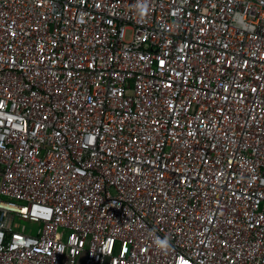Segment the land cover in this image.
<instances>
[{
	"label": "built area",
	"instance_id": "1",
	"mask_svg": "<svg viewBox=\"0 0 264 264\" xmlns=\"http://www.w3.org/2000/svg\"><path fill=\"white\" fill-rule=\"evenodd\" d=\"M81 258L264 264V0H0V264Z\"/></svg>",
	"mask_w": 264,
	"mask_h": 264
},
{
	"label": "rangeland",
	"instance_id": "2",
	"mask_svg": "<svg viewBox=\"0 0 264 264\" xmlns=\"http://www.w3.org/2000/svg\"><path fill=\"white\" fill-rule=\"evenodd\" d=\"M16 225L18 226V229H20L24 232L32 231L33 233H36L38 228H40V226H41L40 223L33 222V221H30L27 219L17 220Z\"/></svg>",
	"mask_w": 264,
	"mask_h": 264
},
{
	"label": "crops",
	"instance_id": "3",
	"mask_svg": "<svg viewBox=\"0 0 264 264\" xmlns=\"http://www.w3.org/2000/svg\"><path fill=\"white\" fill-rule=\"evenodd\" d=\"M82 261H83V258L80 259L79 263L78 264H82Z\"/></svg>",
	"mask_w": 264,
	"mask_h": 264
}]
</instances>
